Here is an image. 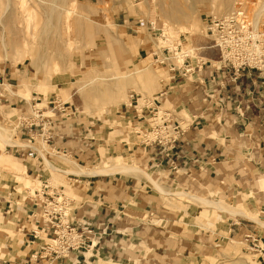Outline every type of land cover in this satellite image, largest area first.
<instances>
[{
	"label": "rangeland",
	"instance_id": "1",
	"mask_svg": "<svg viewBox=\"0 0 264 264\" xmlns=\"http://www.w3.org/2000/svg\"><path fill=\"white\" fill-rule=\"evenodd\" d=\"M19 1L0 0V264L17 261V245L9 244L10 238L21 235L14 224L15 208L40 190L34 175L62 185L60 189L72 199L77 178L70 174L91 171L92 176L115 161L109 171L117 172L107 178H147L165 203L164 210L180 213L182 229L215 235L240 219L255 222L264 232V218L250 195L225 200L216 194L207 199L173 189L161 192L157 173L143 169L132 151L125 150L136 142L135 146L155 147L169 170H181L178 144L185 126L172 119L166 108H150L145 124L138 116L139 121H133L126 109L130 95L139 99L155 92L160 80L168 77L169 62L219 66V54L206 31L208 21L231 14L243 3L264 26V0H26L32 17L27 26L34 34L29 41L24 37L26 22ZM140 21L152 26L141 27ZM163 46L169 49L166 56ZM154 113L162 127L169 126L171 131L179 126L175 140L163 145L141 143L138 134L150 128ZM167 116L169 121L164 122ZM61 133L83 142L88 165L82 168L68 151L56 152L50 146ZM212 203L231 209L216 210ZM238 210L245 215L237 214ZM249 235L257 242H245ZM216 247L210 264H257L263 251L255 228L240 242L228 239ZM24 255L20 253L19 259Z\"/></svg>",
	"mask_w": 264,
	"mask_h": 264
},
{
	"label": "crops",
	"instance_id": "2",
	"mask_svg": "<svg viewBox=\"0 0 264 264\" xmlns=\"http://www.w3.org/2000/svg\"><path fill=\"white\" fill-rule=\"evenodd\" d=\"M161 51L166 56L167 48L163 46ZM155 56L157 60L160 58L158 54ZM166 67L168 77L160 80L155 92L141 95L138 104L134 102L126 109L133 121L138 122V116L144 118L140 122L145 124L150 108H166L172 119L185 126V135L178 144L181 170H169L167 161L155 147L135 146L136 142L133 146L127 144L125 150L132 151L143 169L157 173L154 176H158L156 185L161 192H165L162 188L173 189L207 199L216 194L225 200L250 195L260 218H264V72L249 70L235 79L231 70L206 62H188L183 66L169 62ZM93 133L95 137L99 135L96 130ZM61 134L50 146L56 152L68 151L80 167L88 165L83 142ZM116 164L117 161L107 163L108 167L92 176L91 171L81 176L69 175L77 178L73 184L75 196L68 197L73 203V224L90 223L101 235L99 246L89 251L76 250L58 260L38 258L41 248L54 237L49 225L39 220L44 202L55 188L64 194L62 185L54 186L38 174L34 177L41 183L40 190L35 191L39 194L30 193V200L22 205L16 203L14 224L21 235L10 238V246L17 245L19 251L17 261L10 263L210 264L217 245L228 239L240 242L255 228L263 250L256 263L264 264V232H260L255 222L238 219L228 224L229 231L215 235L182 229L180 213L164 210L165 203L147 178L139 181L118 175L107 178L109 173L117 172L109 171ZM169 223L171 228L167 227ZM20 253L25 257L19 259Z\"/></svg>",
	"mask_w": 264,
	"mask_h": 264
},
{
	"label": "built area",
	"instance_id": "3",
	"mask_svg": "<svg viewBox=\"0 0 264 264\" xmlns=\"http://www.w3.org/2000/svg\"><path fill=\"white\" fill-rule=\"evenodd\" d=\"M149 25L152 26L150 23L140 21L141 27ZM151 29L154 30V28ZM206 31L213 39L212 48L219 54V67L230 69L235 79L244 71L264 72V26L255 22L243 3H239L227 17H212L206 25ZM167 50L169 51V49ZM137 97L131 94L128 105L132 106L134 102L138 104ZM60 108L66 112L63 105ZM155 114L154 122L150 124V128L143 130L144 134L137 133L141 143L163 145L175 140L180 134L179 126H172L170 131L169 126L162 127L160 125ZM168 117H165L164 122L169 121ZM29 155L32 157L34 154L32 152ZM53 190L52 195H49V198L44 202L45 209L39 220L43 224L49 225V228L53 230L54 237L41 248L38 258L58 260L67 257L76 250L89 251L94 246H99L100 233L96 232L87 222L74 225L72 201L58 189ZM35 194H39V192H35ZM40 221H37L38 225ZM250 241L257 242L254 237L249 235L245 242Z\"/></svg>",
	"mask_w": 264,
	"mask_h": 264
},
{
	"label": "bare ground",
	"instance_id": "4",
	"mask_svg": "<svg viewBox=\"0 0 264 264\" xmlns=\"http://www.w3.org/2000/svg\"><path fill=\"white\" fill-rule=\"evenodd\" d=\"M226 8H228L227 7V5L225 6V7H222L221 8V12H224L225 11V9ZM19 9H20V11L22 12V14L24 13V19H25V22H26V27H25V30H24V37L25 38H27V40H28V38L29 37H34V36H32V35H34V34H32V33H29V30H28V21H29V19L30 18H32V17H30V10L28 9V7H26V0H20L19 1ZM25 12H26V16H25ZM229 13V12H228ZM230 14H228V15H225V16H220V17H227V16H229ZM255 22L256 23H258L257 22V20H255ZM40 24V23H39ZM37 36V35H36ZM35 36V37H36ZM33 40V39H32ZM29 41V40H28ZM35 41V40H34ZM6 143H8V142H6ZM128 168V167H127ZM135 168V167H134ZM129 169H131V167H129ZM132 169H133V167H132ZM126 170H128V169H126ZM137 170V169H136ZM131 171V170H130ZM192 200V199H191ZM212 204H214V206L216 207V210L219 208V210H221V209H226L227 208V206H225V205H223V204H218V203H212ZM214 208V207H213ZM227 209H231V208H227ZM237 210V209H236ZM225 210H223V212H224ZM227 211H229V210H227ZM232 211V210H231ZM222 212V211H221ZM237 214H241V215H245V214H243L244 213V211H237L236 212ZM248 216V215H247Z\"/></svg>",
	"mask_w": 264,
	"mask_h": 264
}]
</instances>
